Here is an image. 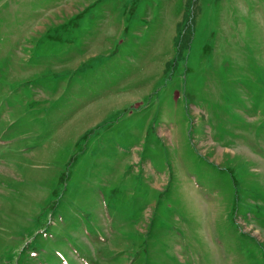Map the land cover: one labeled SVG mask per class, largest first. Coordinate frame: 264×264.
Segmentation results:
<instances>
[{
  "label": "rangeland",
  "instance_id": "374dc122",
  "mask_svg": "<svg viewBox=\"0 0 264 264\" xmlns=\"http://www.w3.org/2000/svg\"><path fill=\"white\" fill-rule=\"evenodd\" d=\"M0 264H264V0H0Z\"/></svg>",
  "mask_w": 264,
  "mask_h": 264
}]
</instances>
